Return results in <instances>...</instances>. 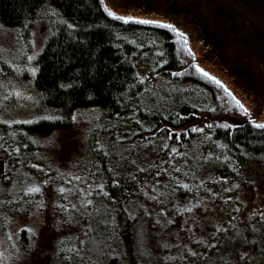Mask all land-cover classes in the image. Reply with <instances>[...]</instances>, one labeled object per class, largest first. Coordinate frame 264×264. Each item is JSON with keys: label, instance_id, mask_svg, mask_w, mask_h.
Returning a JSON list of instances; mask_svg holds the SVG:
<instances>
[{"label": "rangeland", "instance_id": "obj_1", "mask_svg": "<svg viewBox=\"0 0 264 264\" xmlns=\"http://www.w3.org/2000/svg\"><path fill=\"white\" fill-rule=\"evenodd\" d=\"M104 1L118 16L156 18L141 10L140 0ZM153 5L163 6L162 0ZM60 18L59 10L45 3L30 35L25 24L0 21V135L6 148L0 145V264H89L79 245L90 229L93 212L105 200L117 204L106 218L115 216L125 234L130 253L127 264H264V157L248 156L238 167L233 164V169L222 172L214 165L208 168L197 145L189 144L179 160H171L174 170L158 177V189L152 181H145L136 193L124 196L118 182L112 187L104 185L100 159L89 138L98 124L99 107H79L66 128L25 137L15 131L16 124L47 114L34 83L36 58ZM152 35L146 33L151 40ZM188 38L196 53L197 47ZM156 50L143 55L153 57ZM151 57L149 63L137 58L141 74L145 72L142 68L153 70L156 60ZM195 58L196 64L229 88L221 73L209 72L201 58ZM156 85L179 93L160 78ZM184 91L191 97L199 90L186 83ZM234 95L249 107L254 118L264 116V92L248 94L250 98L244 92L240 97ZM236 117L250 120L244 112ZM169 143L162 139L141 147L140 158L147 166L140 169H147ZM192 178L198 179L196 186ZM175 181L183 194L163 198L161 193ZM29 188L39 191L30 192ZM160 213L166 224L159 221ZM141 216L147 217L151 235L153 257L149 262L133 254L130 233L133 222ZM28 228L34 229L37 238L32 250L25 249L20 239L21 230ZM67 237L72 245L62 251Z\"/></svg>", "mask_w": 264, "mask_h": 264}, {"label": "trees", "instance_id": "obj_2", "mask_svg": "<svg viewBox=\"0 0 264 264\" xmlns=\"http://www.w3.org/2000/svg\"><path fill=\"white\" fill-rule=\"evenodd\" d=\"M45 3L54 5L61 14L36 58L34 83L47 114L16 124L15 131L21 136L69 127L79 107H99L98 124L89 138L100 159L104 185L112 187L118 182L124 196L136 193L145 181H152L158 189V177L174 170L172 162L182 157L189 144L197 145L208 168L214 165L222 172L238 167L248 156L264 157V129L251 122L232 127L230 121L212 120L243 112L222 85L196 68L195 56L170 29L120 20L109 15L101 0H0V21L25 24L24 30L30 35ZM146 33L153 34L154 39ZM155 47L158 50L153 57L143 55ZM150 57L156 60L153 70L147 72L140 67L145 71L141 74L137 58L149 63ZM159 78L173 84L179 93L170 87L160 89L156 85ZM186 83L199 90L197 95L185 96ZM162 139L168 140L169 146L157 158L154 156L147 169H140L146 165L140 158V148ZM2 140L0 135V145L5 148ZM11 162L9 157L10 166ZM191 183L196 186L198 179L192 178ZM166 189L161 193L163 198L183 194L176 181ZM101 203L80 242L81 252L89 264H127L130 253L125 234L115 216L106 218L117 204L110 200ZM146 220L141 216L133 222L130 234L133 254L149 262L153 254ZM159 221L167 223L161 213ZM20 239L27 250H32L37 241L35 232L28 229L21 230ZM69 244L72 239L64 238L62 251H67Z\"/></svg>", "mask_w": 264, "mask_h": 264}, {"label": "water", "instance_id": "obj_3", "mask_svg": "<svg viewBox=\"0 0 264 264\" xmlns=\"http://www.w3.org/2000/svg\"><path fill=\"white\" fill-rule=\"evenodd\" d=\"M140 0L148 16L174 22L188 34L209 72L221 73L230 90L246 98L264 88V0ZM233 93V94H234ZM213 121L242 126L227 115Z\"/></svg>", "mask_w": 264, "mask_h": 264}, {"label": "snow or ice", "instance_id": "obj_4", "mask_svg": "<svg viewBox=\"0 0 264 264\" xmlns=\"http://www.w3.org/2000/svg\"><path fill=\"white\" fill-rule=\"evenodd\" d=\"M101 3L104 4V0H101ZM104 8L108 11L109 15L113 16V17H118L120 20H123L125 22L127 21H131V20H137L140 21L144 24H148V25H162L163 27L170 29L172 33L175 34L176 38L184 44V47L187 48L188 52L190 54L192 53V49L188 46L187 41H188V34L186 32H184L181 28H179L176 24L170 22V21H166L163 19H158V18H152V19H148V18H143L141 16L138 15H132V14H127V15H119L117 14V12H114L107 4H104ZM196 68L202 72L205 76H209L211 75L210 73H208L207 71H205V69L203 67H201V65L196 64L195 65ZM211 79L213 81H215L217 84H220L224 87L225 91L228 92V95L232 98V100L235 102V104L241 109L242 112H244L245 114L248 115L250 122L252 125L256 126L257 128L260 129H264V116L261 117V119H257L254 118L252 115V112L250 111L249 107H247L244 103L241 102V100H239L234 94L233 92L226 86L223 84V81L219 80L215 75H211ZM49 119H52L51 117ZM225 127H228L227 124H225ZM232 127H236V125H232ZM169 135H171V133H169ZM28 191H39V188H29ZM61 191H63V189H61ZM90 202V201H89ZM29 232H34V229L32 228H28Z\"/></svg>", "mask_w": 264, "mask_h": 264}]
</instances>
